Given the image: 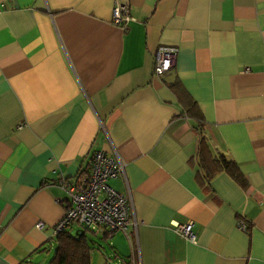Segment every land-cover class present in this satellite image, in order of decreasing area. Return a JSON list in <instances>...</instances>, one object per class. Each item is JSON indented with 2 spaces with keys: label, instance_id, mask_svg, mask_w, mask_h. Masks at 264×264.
Returning <instances> with one entry per match:
<instances>
[{
  "label": "crops",
  "instance_id": "1",
  "mask_svg": "<svg viewBox=\"0 0 264 264\" xmlns=\"http://www.w3.org/2000/svg\"><path fill=\"white\" fill-rule=\"evenodd\" d=\"M160 45L177 53L156 78ZM173 81L202 116L206 169L223 155L241 184L200 176ZM94 151L124 163L109 184L138 225L111 240L128 264H264V0H0V264L49 262L55 182ZM188 221L193 243L174 231Z\"/></svg>",
  "mask_w": 264,
  "mask_h": 264
},
{
  "label": "built area",
  "instance_id": "2",
  "mask_svg": "<svg viewBox=\"0 0 264 264\" xmlns=\"http://www.w3.org/2000/svg\"><path fill=\"white\" fill-rule=\"evenodd\" d=\"M134 21L127 4L115 2L112 10V23L124 28L126 23ZM177 49L160 45L154 54L153 75L160 78L174 64ZM124 163L116 154L94 151L88 167L67 179L59 177L55 185L63 191V215L54 227V236L69 228L103 230L104 236L111 238L115 232L126 233L129 226L136 227L138 222L131 217L129 198L117 191L109 181L123 175ZM41 223H36L39 228ZM238 227L246 228L238 222ZM174 231L188 242L196 241L192 222L175 225Z\"/></svg>",
  "mask_w": 264,
  "mask_h": 264
},
{
  "label": "trees",
  "instance_id": "3",
  "mask_svg": "<svg viewBox=\"0 0 264 264\" xmlns=\"http://www.w3.org/2000/svg\"><path fill=\"white\" fill-rule=\"evenodd\" d=\"M168 86L178 97L183 114H185V116H187L188 118L194 120L196 123L194 129L198 136L197 152L200 159L199 165L204 170L202 174L200 173V176L208 181L211 178L213 172L224 170L236 182L241 184V174L238 171L236 165L223 155H220L214 159V169H206L205 158L206 156H208L209 151L206 141L201 133V124L203 122V119L198 110V107L196 103L190 98V96L185 92L178 81L170 82ZM87 230L88 229L82 228L76 229L74 233L69 230L57 233L54 239L55 250L48 264H90L92 247L89 244V240L86 236L85 231Z\"/></svg>",
  "mask_w": 264,
  "mask_h": 264
},
{
  "label": "rangeland",
  "instance_id": "4",
  "mask_svg": "<svg viewBox=\"0 0 264 264\" xmlns=\"http://www.w3.org/2000/svg\"><path fill=\"white\" fill-rule=\"evenodd\" d=\"M75 229V227L69 228V231L74 233ZM77 229H80V227ZM85 232L89 240V244L92 247L90 264H128V259L126 256L121 257L116 254V251L112 246L111 238L105 237L103 235L102 229H100L98 232H96V230H87ZM54 249L55 247L52 248V252L48 260L52 258Z\"/></svg>",
  "mask_w": 264,
  "mask_h": 264
},
{
  "label": "water",
  "instance_id": "5",
  "mask_svg": "<svg viewBox=\"0 0 264 264\" xmlns=\"http://www.w3.org/2000/svg\"><path fill=\"white\" fill-rule=\"evenodd\" d=\"M55 250V249H54Z\"/></svg>",
  "mask_w": 264,
  "mask_h": 264
}]
</instances>
